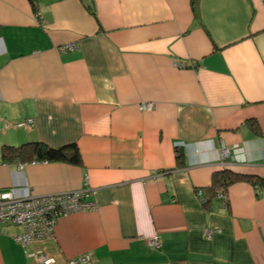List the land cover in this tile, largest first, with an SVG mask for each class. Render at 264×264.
<instances>
[{"label":"crops","instance_id":"crops-1","mask_svg":"<svg viewBox=\"0 0 264 264\" xmlns=\"http://www.w3.org/2000/svg\"><path fill=\"white\" fill-rule=\"evenodd\" d=\"M37 141L82 163L2 156ZM7 191L93 207L0 264H264L263 0H0Z\"/></svg>","mask_w":264,"mask_h":264},{"label":"built area","instance_id":"built-area-1","mask_svg":"<svg viewBox=\"0 0 264 264\" xmlns=\"http://www.w3.org/2000/svg\"><path fill=\"white\" fill-rule=\"evenodd\" d=\"M76 44H68L65 47L74 48ZM19 125L33 124V120H25ZM237 151L240 149L237 148ZM225 154L228 152L223 147ZM224 154V153H223ZM201 193V192H200ZM93 204L83 199L81 192L60 193L45 196H20L14 191L0 193V225L15 224L23 228V232L17 239L23 245L36 240H45L52 236L54 227L59 218L69 213L92 208ZM210 233V232H209ZM159 240L152 237L149 244L152 247L159 246ZM37 260L44 264H52L55 259L46 253L36 255ZM87 255L78 256L69 260V264L89 262Z\"/></svg>","mask_w":264,"mask_h":264},{"label":"trees","instance_id":"trees-1","mask_svg":"<svg viewBox=\"0 0 264 264\" xmlns=\"http://www.w3.org/2000/svg\"><path fill=\"white\" fill-rule=\"evenodd\" d=\"M1 151L3 158L7 160L67 162L76 165L82 163L79 147L75 143L55 148L37 141L20 146L4 145ZM222 178L224 184L228 179H231L224 175L217 181Z\"/></svg>","mask_w":264,"mask_h":264},{"label":"rangeland","instance_id":"rangeland-1","mask_svg":"<svg viewBox=\"0 0 264 264\" xmlns=\"http://www.w3.org/2000/svg\"><path fill=\"white\" fill-rule=\"evenodd\" d=\"M263 2H264V0H263ZM72 213V212H71ZM70 214V213H69ZM59 220V219H58ZM76 258H78V257H76Z\"/></svg>","mask_w":264,"mask_h":264}]
</instances>
